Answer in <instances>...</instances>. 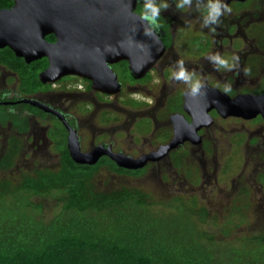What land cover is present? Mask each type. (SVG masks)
<instances>
[{
	"label": "rangeland",
	"instance_id": "1",
	"mask_svg": "<svg viewBox=\"0 0 264 264\" xmlns=\"http://www.w3.org/2000/svg\"><path fill=\"white\" fill-rule=\"evenodd\" d=\"M191 24L194 25L189 21L188 25L192 27ZM260 35L264 40V31ZM221 74L232 86L230 94L261 89L258 81L253 82L259 71H252L247 77L244 75V80L239 79L236 70H224ZM212 76L210 73L209 79H213ZM154 78L155 86L127 89L121 96L120 103L115 104L113 109L109 108L121 115L118 125L107 130L101 129L95 115V118L89 119L84 125L79 121L80 134L85 137L82 141L85 151L92 146L91 134L99 131L105 134V141L112 142L115 152L122 151L132 157L153 152L159 147L156 136L167 134L170 130L168 123L163 121L155 133L152 132L145 138L133 136V130L127 125L134 113L148 111L151 104L129 108L128 111L119 106L127 97L151 102L155 97L163 95L166 87L162 88L163 82L156 75ZM86 84L82 79L72 78L64 83H55L53 90L41 97L63 105L72 113V103L80 100L81 93L87 90ZM17 85L15 77L4 86L15 91ZM181 86L182 84L176 86V93H180ZM64 90L72 96L63 97ZM182 90H188L186 84H183ZM105 107L106 105L100 104L98 110ZM19 113L17 115L20 117ZM2 120L0 119V194L21 188L27 180L33 181L32 184L39 187L41 192L47 193L44 190L46 185L40 188L42 177H55L62 170L54 141L47 136L48 119L38 117L36 121L27 117L26 123L32 127L29 132L15 129L11 119ZM93 128L97 130L94 131ZM64 132L68 133V130L64 128ZM203 134L204 140L199 146L188 143L179 147L160 162L149 163L145 169L137 170V174L116 173L108 164L99 161L90 165L92 167L89 172L74 178L76 183L82 185L80 203L106 209L123 199L135 198L157 212L172 210L171 204H183L196 215H204L205 221L199 222L200 228L213 241L222 246L229 244L239 247L250 240L253 242L249 246L253 247L257 239L264 240V196L260 180V175L264 174V124L237 117H218ZM241 135L245 136L242 144L239 142L243 138ZM249 135L250 138L253 137L252 144L246 143ZM32 200L42 207L44 218L51 217L60 204L58 198L48 194L36 195ZM219 257L225 259L222 254ZM243 264L254 262L244 260Z\"/></svg>",
	"mask_w": 264,
	"mask_h": 264
},
{
	"label": "trees",
	"instance_id": "2",
	"mask_svg": "<svg viewBox=\"0 0 264 264\" xmlns=\"http://www.w3.org/2000/svg\"><path fill=\"white\" fill-rule=\"evenodd\" d=\"M13 3L0 0V8ZM0 63L17 74L22 93L49 86L39 79L49 65L46 57L27 63L10 47H4L0 48ZM24 108L46 117L37 107L26 104ZM13 110L0 107V119H11L14 127L27 131L26 119H20ZM52 118L48 136L54 141L62 170L55 177H42L40 188L46 185L47 193L27 180L21 188L0 194V264H243L244 260L264 264V240L257 239L253 247L250 240L239 247L222 246L200 228L204 215H196L183 204H171L172 210L157 212L135 198L106 209L80 203L82 185L74 178L92 166L72 159L65 127ZM99 162L119 174L138 173L120 167L108 156ZM41 194L59 199L51 217L44 218L42 207L32 200Z\"/></svg>",
	"mask_w": 264,
	"mask_h": 264
},
{
	"label": "flooded vegetation",
	"instance_id": "3",
	"mask_svg": "<svg viewBox=\"0 0 264 264\" xmlns=\"http://www.w3.org/2000/svg\"><path fill=\"white\" fill-rule=\"evenodd\" d=\"M225 2L228 3L232 11L231 13L222 16L220 18L219 25H213L212 29L214 30H212L202 26L203 9H197L195 0L192 7L188 11H180L176 9L175 0H168L169 8L161 10L158 20L160 26L158 29H155V32L162 40V44L165 46L162 55L155 65L148 71V73L141 78H135L132 75L129 68V60L122 59L118 62L110 63V66L117 75L118 81L121 83V89L115 94H108L101 90H96L93 88V82L90 79L77 75L64 76L55 82L47 83L49 86L44 90H39L31 94H25V92H20V88H18L20 81L17 74L0 63V107H5L6 109L10 107L14 108V114L16 116H18L17 113L20 112V119H27V117L29 120L30 118H33L36 121L38 117L48 119V131L50 126L53 124L52 117L59 120L66 129L67 127L59 118L55 117V115L50 112H45L39 108L46 114V117H42L27 110L24 108V105L27 103H23L21 100L26 98L37 100L55 110L61 111L65 115L64 117H66L69 125L76 129L81 148L85 151L84 146H82V141L85 137H83V134H80L81 129L79 127V121L81 120V123L84 125L89 119L92 120V118L96 117L98 125L104 130L118 125L121 115L111 111V109H113L112 107H114L115 104L120 103L119 100L127 89L129 90L133 88L134 90H137L138 88L143 89L145 86H155L154 79L156 78H154V75H156L157 78L163 82L162 88L166 87L163 95H160L158 98L155 97V99L151 102L127 97V99L121 101L122 105L119 106L127 109L128 111L129 108L133 109L140 105L149 106V104H151L148 111H138V113H134L135 115L131 117L130 122L127 124L130 127V130H133V136L135 135L140 138H145L152 132L155 133L163 121L170 125V130L167 134L163 133L156 136L157 139H159L160 144L156 149L157 151L160 150L163 145H167L175 139L177 135L176 131L179 128L182 130V141L176 145L175 148L168 151L167 155L159 160L148 161L145 166L131 170L145 169L149 163L160 162L165 159V157L169 156L172 151H176L179 147L188 143H190V145L199 146L204 140L203 131L213 125L215 119L218 117L222 119L237 117V119L264 124V117L261 113L248 118L237 115L224 116L218 112L216 107L211 108L207 111V113H203L198 110L196 102L202 100L201 98H203L206 93L195 96L193 99L189 98V112L185 109L186 93L189 92V89L182 90V86L185 83L182 81H174L170 77V69L174 67V62L182 60L186 70H188L193 76V79L200 78L201 80H199L202 82L203 86L208 85L211 88L222 91L224 82L230 84L229 82H226V77L221 74L224 70L221 69L220 71H215L205 57L216 53H219L225 58H230L235 55L239 57V69L236 70L238 72L239 79L244 80L243 78L249 76L250 72L259 71L258 77L253 82L258 81L261 89L257 91L242 90L239 93L228 94V96L236 98L237 96L248 94L255 96L264 95V40L260 35L261 32L264 31V0H225ZM142 4L143 0H137L135 11L138 14H140L142 10ZM189 21L194 23V25L191 24L192 27L188 25ZM51 35L54 38H51ZM46 40L50 43H55L57 38L51 33L46 36ZM244 69L248 70V75L244 73ZM210 73L213 74V79H209ZM123 75L125 76L124 79H122ZM244 75H246V77ZM15 77L17 78L18 85L16 90L12 91L9 87L4 85L6 82H10ZM72 78L82 79V81L87 83V90L81 93L80 100L72 103L71 107L74 109L72 113L68 112V109L64 108L63 105L56 104L50 100H43L41 95L43 96L44 94L51 92L55 83H64L72 80ZM180 84H182L181 88L179 87L180 93H176V86ZM65 91L66 90L63 92V97L69 98V96H72L71 93H67ZM100 104H104L106 107L98 110ZM197 112L203 114L196 119L194 114ZM207 115H210V117ZM180 116H184V122H182L183 119L180 118ZM113 118L115 119L113 120ZM26 121L28 123V120ZM193 123H196L194 128H197L196 131L192 128ZM29 126L30 127L27 132L32 129L30 124ZM89 127L91 128L90 125ZM14 128L17 129L16 127ZM68 133H66V140L68 139ZM91 135L92 140L90 143L92 146L89 150L98 145L111 146L114 150L112 142L104 140L105 134L102 133V131L93 132ZM240 137H243L239 140L242 144L243 141L245 142V136L241 135ZM250 137L251 136L249 135L248 139H246V143L248 144H252L251 141H253V137ZM150 152L151 151L143 153L140 156ZM102 157L100 159H102ZM100 159L98 161H100ZM260 180L264 196V174L260 175Z\"/></svg>",
	"mask_w": 264,
	"mask_h": 264
},
{
	"label": "water",
	"instance_id": "4",
	"mask_svg": "<svg viewBox=\"0 0 264 264\" xmlns=\"http://www.w3.org/2000/svg\"><path fill=\"white\" fill-rule=\"evenodd\" d=\"M136 4L137 0H14L10 8L0 9V48L10 47L27 63L46 57L49 65L39 74V79L44 84L55 82L64 76L77 75L90 79L96 90L115 94L121 89V83L110 63L129 60L132 75L141 78L155 65L165 49L155 30L153 36L144 35L146 23L135 11ZM51 33L57 38L55 43L46 40V36ZM107 86L110 89H106ZM203 93L206 94L202 100L196 102L198 110L203 113L215 107L211 105L203 109L205 102L212 103L209 94H216L224 100L225 114L217 107L218 112L224 116L248 118L261 113L264 117V95L248 94L231 98L206 85L195 96ZM195 96L190 92L186 93L187 111L189 98L193 99ZM21 102L50 112L64 123L69 130L68 153L79 164L92 165L106 155L120 167L138 169L148 161L161 158L160 155L149 159L150 155L158 154L163 148L166 150L162 154H167L182 141V130L179 128L175 139L169 144L138 158L124 152H115L111 146L105 145L83 151L76 129L69 125L61 111L33 99L26 98ZM180 118L184 122V116ZM192 126L194 129L196 123ZM175 141L178 142L174 144ZM82 157L90 159H81ZM126 159L139 164H127Z\"/></svg>",
	"mask_w": 264,
	"mask_h": 264
},
{
	"label": "clouds",
	"instance_id": "5",
	"mask_svg": "<svg viewBox=\"0 0 264 264\" xmlns=\"http://www.w3.org/2000/svg\"><path fill=\"white\" fill-rule=\"evenodd\" d=\"M197 9H203L202 26L212 29L213 25H219L220 18L231 13L232 9L225 0H195ZM194 3V0H175V7L180 11H188ZM169 8L168 0H143L140 19L146 23L143 28L144 35L153 36L154 30L159 28V17L161 10ZM214 30V29H212ZM118 54V53H117ZM215 71L221 69L225 71H233L239 69V57L233 55L225 58L219 53L210 54L205 57ZM247 74L248 70H243ZM170 77L174 81L184 82L191 95L199 94L203 88V84L199 79H193V76L186 70L182 60L174 62V67L170 69ZM232 91L231 84L225 83L222 92L225 95Z\"/></svg>",
	"mask_w": 264,
	"mask_h": 264
},
{
	"label": "bare ground",
	"instance_id": "6",
	"mask_svg": "<svg viewBox=\"0 0 264 264\" xmlns=\"http://www.w3.org/2000/svg\"><path fill=\"white\" fill-rule=\"evenodd\" d=\"M106 89H110V87H106ZM209 96L211 97L210 99H212V103H208V102H205L204 106H203V109L207 108L208 106H211V105H214L216 108L218 107L221 112L223 114H225L226 110H224L225 108V103H224V100L223 99H220V97L216 94H214V96L212 94H209ZM213 97V98H212ZM200 112H197L195 113V117L196 119L200 116ZM178 121V120H177ZM201 124V123H200ZM178 141H175L174 144H176ZM166 148H163L161 151H159L158 154L156 155H150L149 159H154L158 156L161 155V158L164 157L165 155H167L166 153L162 154L163 151L165 152ZM154 152V151H153ZM91 157V156H90ZM81 159H90L89 157H82ZM127 161L125 162L123 160V162L127 163V164H139V162L137 161H133V160H130V159H126ZM122 161V160H121ZM147 164V163H146ZM145 166V165H144Z\"/></svg>",
	"mask_w": 264,
	"mask_h": 264
}]
</instances>
